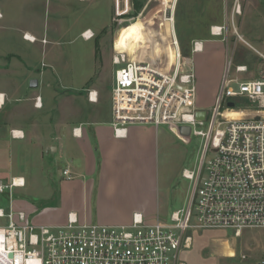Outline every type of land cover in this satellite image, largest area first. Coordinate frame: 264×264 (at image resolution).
I'll use <instances>...</instances> for the list:
<instances>
[{
  "label": "built area",
  "instance_id": "2783aa9c",
  "mask_svg": "<svg viewBox=\"0 0 264 264\" xmlns=\"http://www.w3.org/2000/svg\"><path fill=\"white\" fill-rule=\"evenodd\" d=\"M227 3L233 32L255 56L257 67L251 70L241 64L234 68L235 74L254 72L253 79L230 77L231 60H227L209 110L196 104L195 74L182 68L172 18L166 19L171 26L172 70L148 57L132 60L118 51L112 56L113 64H124L115 71L112 86L116 136H124L129 125H172L187 126L190 134L203 140L196 170L182 172L191 182L186 208L172 212L169 222L147 223L141 215H134L131 224L121 226L80 223L72 214L61 226H35L26 222L23 213L0 209V219H7L0 225V264H185L181 255L191 242V231L232 230L236 238L244 231H264V40L259 46L244 41L234 26L242 0ZM227 27V23L211 27L210 33L224 40ZM81 37L90 40L94 35L85 31ZM22 38L37 41L27 33ZM200 51L202 42H194L191 53ZM88 99L96 102L97 92L88 91ZM34 106L41 108L39 96L34 98ZM241 109L245 116L229 118ZM200 111L206 112L204 120L195 117ZM78 130H73L75 136L80 134ZM23 185L19 179L0 183V194ZM255 264H264V259Z\"/></svg>",
  "mask_w": 264,
  "mask_h": 264
},
{
  "label": "crops",
  "instance_id": "0c3cea01",
  "mask_svg": "<svg viewBox=\"0 0 264 264\" xmlns=\"http://www.w3.org/2000/svg\"><path fill=\"white\" fill-rule=\"evenodd\" d=\"M78 1L85 6L94 0ZM109 1L110 8L114 6L118 11L119 6L128 3V0ZM161 1L164 7L170 2ZM0 9L2 21L4 3ZM162 11L163 8L156 16L155 10L151 11V22ZM5 23L12 24L7 19ZM211 27L208 30L211 39L201 41L202 51L191 53L194 65H190V58L187 60L195 74L196 104L204 110L213 106L223 75L220 68L217 75L209 79L210 59L216 55L229 58L227 44L221 37L211 35ZM85 31L94 35L92 29L85 27L78 36ZM24 33L40 43L45 39L29 31ZM174 33L176 35L175 27ZM113 51L127 53L134 60L165 57L160 41L146 31L140 17L119 30ZM32 79L36 78L28 73L23 91L25 86L30 89ZM88 91L97 92L96 102L89 101ZM17 94L18 89L0 92V158L4 163L0 166V179L24 182L23 187L9 191V196L12 191L14 195L10 211L23 213L26 222L35 226L64 225L69 214L80 223L108 226L129 225L134 215H141L147 223L165 222L174 212L173 201L182 195L181 179H185L182 172L188 170L183 153L189 136L181 135L180 127L129 125L124 136H116L112 126V89L110 97L104 95L100 100L97 90L88 89L87 112L71 106L70 98L57 104L55 109L50 108L46 97L39 93L23 98H18ZM38 96L41 108L34 106V98ZM74 129H79L80 134L75 136ZM65 170L67 175L63 174ZM14 221H17L16 216Z\"/></svg>",
  "mask_w": 264,
  "mask_h": 264
},
{
  "label": "rangeland",
  "instance_id": "374dc122",
  "mask_svg": "<svg viewBox=\"0 0 264 264\" xmlns=\"http://www.w3.org/2000/svg\"><path fill=\"white\" fill-rule=\"evenodd\" d=\"M169 1L163 7L161 0H128L127 6H119L118 11L114 6L110 8L109 0H94L85 6L79 4L78 0H0V6L4 3L5 15L0 21V92L18 89V98L25 95L30 97L36 92L46 97L48 106L55 109L57 104L70 98L71 106L87 112L85 101L88 89L97 90L99 100L104 95L110 97L115 71L124 66L112 63L114 39L121 28L139 17L146 31L160 41L165 51L162 63L151 56L152 62L158 66L163 64L167 71L172 70L174 55L172 48L168 47L171 26L166 19L172 18L185 72L190 70L188 58L190 65H194V55H191L194 42L211 39L209 28L226 26L227 22L224 41L229 49L228 62L231 60L230 77L254 78V72H234L235 66L241 64H247L251 70L256 69L257 61L233 32L229 21L230 4H225V0ZM162 8L159 17L151 22V11L155 10L156 16ZM241 11V15L234 20L238 34L244 41L259 46L264 40L263 1L242 0ZM6 19L12 24H6ZM108 24V27L102 28ZM85 27L94 33L91 40L86 41L78 36V32ZM23 31L45 37L47 42L40 43L38 40L27 43L21 38ZM226 63L225 56H213L207 66L211 70L209 79L216 76L220 68H223L224 75ZM28 73L39 81V85L36 89H26L25 86L23 91V82ZM232 86L236 88L234 84ZM245 115L246 111L241 109L239 113H231L229 118ZM202 143L200 137L189 135L188 147L185 146L183 153L184 166L189 171H195L198 166ZM3 164L0 158V166ZM9 182V179H0L2 184ZM181 190L182 195L173 201L174 211L186 208L191 182L181 179ZM13 200V191L11 196L9 191L0 194V209L8 213ZM166 221L169 222V217ZM6 223L7 219H0V225ZM189 235L191 242L181 255L185 264H255L264 259L262 230L244 231L239 238L234 236L232 230L196 229ZM243 255L246 260L241 259Z\"/></svg>",
  "mask_w": 264,
  "mask_h": 264
},
{
  "label": "water",
  "instance_id": "95a60500",
  "mask_svg": "<svg viewBox=\"0 0 264 264\" xmlns=\"http://www.w3.org/2000/svg\"><path fill=\"white\" fill-rule=\"evenodd\" d=\"M38 87V80L37 79H32L30 82H29V88L30 89H36ZM229 106H232V104H230ZM205 116H206V112L205 111H200V112H197L195 117L197 120H204L205 119ZM180 131V134L183 135V136H189L190 135V128L189 127H180L179 129Z\"/></svg>",
  "mask_w": 264,
  "mask_h": 264
},
{
  "label": "bare ground",
  "instance_id": "6f19581e",
  "mask_svg": "<svg viewBox=\"0 0 264 264\" xmlns=\"http://www.w3.org/2000/svg\"><path fill=\"white\" fill-rule=\"evenodd\" d=\"M162 5H163V7H164L163 2H162ZM128 56H129V55H128ZM129 58H130V56H129ZM148 58L151 59V56H149ZM164 58H165V57H164ZM164 58H163V59H164ZM131 59H132V58H131ZM144 59H145V57H142L141 59H138V60H144ZM163 59H161V60H163ZM132 60H134V59H132ZM151 60H152V59H151ZM1 97H2V96L0 95V100H1ZM17 180H18V179H17ZM19 180L22 181V179H19ZM16 182H17V181H16Z\"/></svg>",
  "mask_w": 264,
  "mask_h": 264
}]
</instances>
